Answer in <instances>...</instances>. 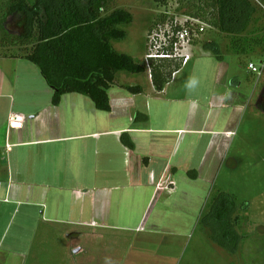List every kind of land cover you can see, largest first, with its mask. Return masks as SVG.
Here are the masks:
<instances>
[{
  "label": "crops",
  "instance_id": "obj_1",
  "mask_svg": "<svg viewBox=\"0 0 264 264\" xmlns=\"http://www.w3.org/2000/svg\"><path fill=\"white\" fill-rule=\"evenodd\" d=\"M158 18L147 39L162 25L155 24ZM212 42H194L190 60L162 91L149 68L146 88L119 81L123 73H117L108 91L110 111L80 93H66L55 104L54 89L36 64L21 52L0 55V237L18 231L0 263L20 261L13 246L37 231L59 230L56 225L66 231L139 230L151 205L169 213L215 181L248 97L239 79L230 80L221 51L219 58L207 50ZM11 113L24 115L21 129L9 127ZM138 113L147 119L136 121ZM158 220L152 228L160 227Z\"/></svg>",
  "mask_w": 264,
  "mask_h": 264
},
{
  "label": "rangeland",
  "instance_id": "obj_2",
  "mask_svg": "<svg viewBox=\"0 0 264 264\" xmlns=\"http://www.w3.org/2000/svg\"><path fill=\"white\" fill-rule=\"evenodd\" d=\"M111 1L115 8L126 9L133 15V22L122 26L127 38L114 41L118 51L132 56L148 69L147 48L153 46L147 39L149 26L161 13H169L167 26L158 32V42L163 41L174 18L179 23L184 20V15L177 10L179 0ZM21 18L20 13L10 16L8 30L20 32ZM242 37L247 46L246 55L235 52L232 36L210 27L195 41L200 47L208 41L219 45L223 63L229 65L230 80L239 79L240 92L248 97L244 117L237 125L231 148L214 182L199 187L191 204L177 206L169 213L158 211L156 203L151 205L147 222L139 230L88 228L77 231L72 228L66 231V225H56L60 227L57 231H37L23 246H13L22 256L14 264H264V69L261 76L249 69L250 63L264 64L263 10L258 8ZM168 48L173 53L172 47ZM7 51L23 53L25 49L0 47V55ZM121 73L118 76L121 82L150 86L148 73ZM183 77L184 74L180 75V79ZM220 193L234 199L235 214L241 219V225L237 226L241 239L235 253L214 241L215 230L205 220L210 200ZM156 217L160 227L152 228ZM49 226V223H41V227ZM14 232L18 233L10 231L6 238L5 235L0 237V262Z\"/></svg>",
  "mask_w": 264,
  "mask_h": 264
},
{
  "label": "trees",
  "instance_id": "obj_3",
  "mask_svg": "<svg viewBox=\"0 0 264 264\" xmlns=\"http://www.w3.org/2000/svg\"><path fill=\"white\" fill-rule=\"evenodd\" d=\"M258 1L179 0L177 10L184 16L199 19L211 29L232 36L235 52L247 54L242 35L252 24L258 8L264 11V3ZM84 2L0 0V47L25 49L24 57L39 67L54 89L55 104L66 93H80L89 96L98 110L110 111L108 91L115 84L117 73H142L146 67L132 56L117 51L113 45L114 41L127 38L122 26L133 22L132 13L115 8L111 0ZM17 13L22 16L18 23L20 32L12 33L8 30L7 21ZM157 21L155 24H167L168 14H161ZM206 47L221 58L218 44L212 42ZM182 64L183 59L177 57L150 59L149 68L155 89L162 91ZM127 89L135 93L142 90L140 86H128ZM143 119L147 116L142 113L136 115V121ZM122 139L128 146L133 145L126 135ZM205 220L215 230L214 241L235 253L241 239L237 230L241 219L235 214L234 199H228L225 193L214 196L209 202Z\"/></svg>",
  "mask_w": 264,
  "mask_h": 264
},
{
  "label": "built area",
  "instance_id": "obj_4",
  "mask_svg": "<svg viewBox=\"0 0 264 264\" xmlns=\"http://www.w3.org/2000/svg\"><path fill=\"white\" fill-rule=\"evenodd\" d=\"M258 1V0H256ZM259 2V1H258ZM264 7V6H263ZM167 25H158L153 29L148 36L150 44L149 52L146 54V60L149 64V60L152 58H182L183 63H187L190 60L189 47L196 41V38L206 31V27H209L206 23L200 21L199 19L184 16V20L179 23L177 19L172 21L170 24V30L163 35V41L158 42L159 30ZM179 27L174 29L173 27ZM168 46H171L173 53L169 50ZM249 69L261 76L264 69V64L262 66H257L253 63L249 64ZM24 115L20 113H11L9 119V127L14 129H21L24 124Z\"/></svg>",
  "mask_w": 264,
  "mask_h": 264
}]
</instances>
